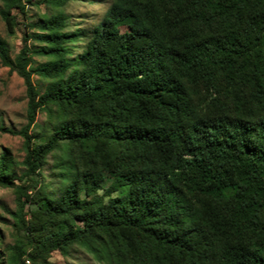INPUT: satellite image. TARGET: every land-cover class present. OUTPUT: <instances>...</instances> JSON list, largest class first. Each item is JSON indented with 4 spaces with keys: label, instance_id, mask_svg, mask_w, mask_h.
Listing matches in <instances>:
<instances>
[{
    "label": "trees",
    "instance_id": "1",
    "mask_svg": "<svg viewBox=\"0 0 264 264\" xmlns=\"http://www.w3.org/2000/svg\"><path fill=\"white\" fill-rule=\"evenodd\" d=\"M1 1L12 28L26 3ZM69 1L38 0L56 12L15 57L0 41L28 97L24 171L0 158L18 200L8 264L75 249L98 264H264V0H112L89 32L69 28Z\"/></svg>",
    "mask_w": 264,
    "mask_h": 264
},
{
    "label": "rangeland",
    "instance_id": "2",
    "mask_svg": "<svg viewBox=\"0 0 264 264\" xmlns=\"http://www.w3.org/2000/svg\"><path fill=\"white\" fill-rule=\"evenodd\" d=\"M26 3V13L17 14L12 12V16H17V24L12 28L0 15V41L9 48L12 57H15L23 47L24 35L26 32H36L31 26L38 22L45 15H52L56 9L46 4H39L38 0H24ZM112 0H72L69 1L63 10L69 16V25L72 31L83 30L92 31L102 20L106 11L110 7ZM4 8L0 0V11ZM31 46H38V43L30 40ZM81 45V44H80ZM74 52L79 53V48L74 45ZM34 65L47 60L43 56H34ZM34 84L40 94H43L47 80L41 79L37 75L33 76ZM28 97L26 85L22 77L10 67L5 66L0 59V158L6 151L15 162L14 169L19 175L24 171L22 165L25 157V141L21 131L28 123L27 117ZM48 117L45 111H38L35 123L29 129V135L37 136L43 132V126L47 125ZM36 139L34 138L32 142ZM48 165L43 174L45 181L49 182L50 166L53 159L50 157ZM21 181H16L19 184ZM37 205L27 204L25 212L34 211ZM18 208L17 193L13 187H3L0 185V252L3 253L0 264H8L5 259V248L14 243L15 226L14 216ZM30 215H27L29 218ZM49 261L53 264H98L86 251L75 249L71 257H64L59 252H53ZM30 264L29 262H26Z\"/></svg>",
    "mask_w": 264,
    "mask_h": 264
}]
</instances>
